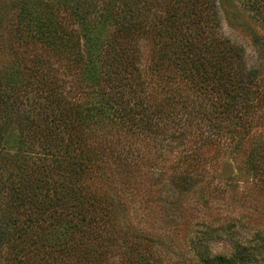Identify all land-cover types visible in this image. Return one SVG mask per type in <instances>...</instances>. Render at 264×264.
<instances>
[{"label":"trees","instance_id":"trees-1","mask_svg":"<svg viewBox=\"0 0 264 264\" xmlns=\"http://www.w3.org/2000/svg\"><path fill=\"white\" fill-rule=\"evenodd\" d=\"M237 1L254 63L219 0H0V264H264L223 168L264 195V0Z\"/></svg>","mask_w":264,"mask_h":264},{"label":"rangeland","instance_id":"rangeland-1","mask_svg":"<svg viewBox=\"0 0 264 264\" xmlns=\"http://www.w3.org/2000/svg\"><path fill=\"white\" fill-rule=\"evenodd\" d=\"M219 1L223 33L234 42L241 44L245 48L249 63H254L257 55H260L261 53L259 52L260 50L253 44V33L260 31L258 22L249 17V15L245 12L244 7L237 0ZM1 40L2 38H0V62L9 63L11 60H15L16 55L13 54V44H11V42L9 43L6 39L3 41ZM177 151H179V148H174L168 153L163 166V173H165L164 176L168 184H171V176L175 174L174 164L178 154ZM244 158L245 155H243V153L228 154L223 159L225 164V167L223 168L227 170V173L231 175L234 181L232 184V189L234 188L233 191L236 189V192H239V195L242 191H245L247 198L245 206H247L249 203L253 204L256 201L263 205L264 195H258L254 191L253 177L246 172ZM229 196L230 194L225 196L219 194L217 196V200H215V203H213V206L218 207V210H214L216 213L220 212L223 215L232 214L233 210H231L232 208L230 205V200L228 199ZM186 198L187 202H191L189 197ZM236 207H238V209L241 211L243 210V208L238 204H236ZM259 226L264 228V220L260 221ZM212 248L215 253L225 251L222 243H214Z\"/></svg>","mask_w":264,"mask_h":264}]
</instances>
